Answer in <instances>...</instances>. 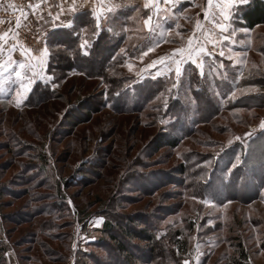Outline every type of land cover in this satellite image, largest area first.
Here are the masks:
<instances>
[{
  "label": "rangeland",
  "instance_id": "374dc122",
  "mask_svg": "<svg viewBox=\"0 0 264 264\" xmlns=\"http://www.w3.org/2000/svg\"><path fill=\"white\" fill-rule=\"evenodd\" d=\"M132 1L135 0H97L94 4L93 0H75L76 11H65L57 19L59 9L55 5L61 0H48L53 5L50 9L41 0H0L2 8L10 5V10H17L9 35H18L14 41L10 37L5 50L0 52V63L9 62V56L13 61L4 78L12 75L15 79L13 69L28 59L22 49L38 56L52 29L67 27L79 12L103 9L100 28L115 24L123 36L117 51L119 69L134 79L124 89L132 94L133 88L143 80L163 79L162 90L141 112H121L110 108L109 103L100 102L99 93L105 86L100 78H86L72 72L58 83L47 80L52 76L47 66L38 69L45 78L35 77L32 85V90L40 83L52 91L54 95L43 101L31 98V90L17 107L18 85H4V91L0 92V249L3 251L0 264H95L90 254L100 257L96 264H113L103 245L92 243L108 239L101 231L104 219L110 220L118 232L122 230L121 223L130 217L147 219L155 226L157 237H162L160 248L172 253L168 254L167 264H183L184 259H189L190 264L197 261L199 264H264V176H261L259 196H248L254 193V185L264 172L263 165L258 166L260 159H264V146L259 140L250 147L234 141L233 144L239 142L241 147L232 144L225 149L228 156L221 153L220 158L216 157L229 139L240 136L248 140L246 133L253 135L261 130L264 106L231 108L230 105L243 104L250 94L264 95V86L254 81L264 80V23L250 29L242 25L238 12L227 21L217 14L220 22L228 26L224 35L234 31L230 40L217 44L215 49L218 53L221 46L224 48L225 56H217V61L223 60L226 68L218 71H226L227 79L210 74L201 80L194 70L190 80L182 77L180 85L172 88L174 73H167L164 65L151 68L147 65L186 45L197 19L203 25V33L196 30L202 41L222 39L219 29L211 17L208 22L203 19L204 9L168 12L167 21L157 31L171 26L166 39L175 42L161 41L159 47L141 60V51L158 39L143 26L148 14L155 16V9L117 6L119 2L132 4ZM72 3L73 0H64L63 6L69 9ZM36 4L40 9L33 11L32 16L40 20L34 22L26 13ZM17 19L21 27H17ZM176 24L180 25L179 29ZM177 31L180 36L176 35ZM82 33L86 34L85 30ZM207 47L212 50L210 43ZM229 55L233 56L232 61L227 59ZM239 59L245 63L235 64ZM32 62L39 63L36 59ZM129 63L133 65L131 70L127 67ZM240 72L243 78L237 79ZM250 72L253 75L249 76ZM234 82L236 88L255 86L256 91L243 96L237 91V99L228 101ZM196 89L211 99L218 115L209 119L210 110L196 112L197 101L193 98ZM173 97H180L190 112L184 121V136L175 147H168L160 144V137L168 124L177 120L168 105ZM75 104L77 108L73 109ZM166 110L168 115L164 114ZM204 117L206 122H202ZM196 119L197 123L190 124ZM35 148L44 155V160L36 157ZM237 154L241 160L245 154L247 163H241L229 174ZM28 162L34 168L27 166L25 170ZM180 168L184 172L179 173ZM29 176L31 179L26 181L24 177ZM48 202L59 206L41 204ZM50 213L58 215L53 226L48 221ZM46 227H51L50 236L43 231ZM170 238L172 242L178 241L177 244H170ZM132 241L138 246L132 252L142 259L137 264L160 263L163 251H159L160 257H153L147 255L146 242Z\"/></svg>",
  "mask_w": 264,
  "mask_h": 264
},
{
  "label": "trees",
  "instance_id": "16d2710c",
  "mask_svg": "<svg viewBox=\"0 0 264 264\" xmlns=\"http://www.w3.org/2000/svg\"><path fill=\"white\" fill-rule=\"evenodd\" d=\"M238 17L241 21L242 25L246 28H254L259 24L264 23V0H250L245 5L238 8ZM72 23L74 27H58L52 29L46 37V46L49 48L50 53L52 54L48 59L47 63V72L53 76V82H59L68 74L75 72L80 73L86 78H100L105 85L102 91L99 93L100 102H104V104L109 103V107L112 109H116L121 112H131L138 111L141 112L146 108V106L151 102L157 93L162 90L163 84L161 81L162 78H158L157 80H143L138 84V87L133 88V93L130 94V91H126L124 88L129 86L128 84L134 81L133 77L126 76L122 73L119 66H121V61L117 58V51L122 42L123 36L119 35L115 24L111 26L101 27L100 29L96 28L95 19L91 15L90 11H82L75 14L72 18ZM85 30L86 34L83 35L82 31ZM117 31V32H116ZM93 34V37L91 36ZM88 41L89 47L87 51L89 55L85 56L82 53L79 45L84 41ZM115 57V59H113ZM254 81H258L257 85L264 86V80L262 79H254ZM162 84V85H161ZM201 93V94H200ZM31 98H36L37 101H43L49 97H52L54 94L46 85H42L37 83L31 92ZM105 96V99L103 97ZM173 100L169 102V109L172 111V116L174 119H177L176 122L168 124L167 128L163 131V134L160 137V144L166 145L168 147H175L182 137L185 134L184 128L186 123L184 122L189 114L187 115L188 110L187 106L182 105V99L180 97H173ZM193 98L197 101L196 112H207L211 111L212 117L219 114V111L216 109V106L212 103L211 99L207 95H202V92H199L197 89L193 91ZM247 100V101H246ZM245 101L243 104H232L231 108H256L264 106V95L261 93L258 94H250L245 97ZM77 108V104L73 107V109ZM169 110H166L168 115ZM200 114V113H199ZM198 119L191 122L190 124L197 123ZM199 120H202L199 118ZM206 122L207 119L204 117ZM264 136V130H259L251 136V139L247 140V147L249 145H253L258 140L261 141V137ZM241 147L240 143L235 142L233 147ZM248 149V148H247ZM38 149L35 148V152ZM36 157L44 160V155L39 153H35ZM231 155V159H232ZM245 154L243 155V162L246 164L247 160H245ZM253 159V158H249ZM259 165H263L264 167V159H260ZM25 165V170L27 166H32L34 168V164L31 162ZM182 166V165H180ZM39 169L44 170L43 166H38ZM184 172V169H179V173ZM37 176V175H36ZM264 176V172L261 173L259 178L260 181H256L254 185V193L248 195L249 198H257L259 196V191L262 188V177ZM255 176V180H256ZM26 181H29L31 177H24ZM51 184V183H50ZM53 184V183H52ZM246 184V183H243ZM54 185V184H53ZM249 187H247L248 189ZM59 191V189H56ZM43 207H54L59 206L57 203L48 202L41 203ZM50 205V206H49ZM63 205V204H61ZM64 206V205H63ZM48 221L52 223L50 225L53 226L55 224L56 219H58V215L56 216L53 213H50ZM141 220V221H140ZM47 221V222H48ZM137 224V225H136ZM138 224H142L145 227L138 228ZM133 226V227H132ZM54 229H58V226L54 225ZM122 230L118 232L115 231V225L111 223L110 220L104 219L101 227V231L105 232V236L108 238L106 241L97 240L92 244H100L103 245L107 255L111 257V262L113 264H137L141 258H139L132 251L135 250L138 246L136 243H133L132 240L137 239L142 242H146L147 247V255L150 256H159V251H163V256H161L159 264H167L168 254L170 256L172 253L162 250L161 240L162 237H157V230L155 231V226L145 219H134L130 217L127 221L121 223ZM51 227H46L43 231L47 232V235L50 236ZM176 231V230H175ZM53 231H51V234ZM56 232V231H55ZM176 234L177 231H176ZM55 237V236H52ZM170 240V244H177L178 241ZM113 242V245H109V242ZM141 251H144L141 248ZM3 251L0 249V260L2 259ZM90 259L96 263H99L100 257L94 256L92 254L89 255Z\"/></svg>",
  "mask_w": 264,
  "mask_h": 264
},
{
  "label": "snow or ice",
  "instance_id": "6c2138e0",
  "mask_svg": "<svg viewBox=\"0 0 264 264\" xmlns=\"http://www.w3.org/2000/svg\"><path fill=\"white\" fill-rule=\"evenodd\" d=\"M42 3H45L48 8L50 9L53 5L48 4V0H41ZM161 2H163L164 7H161ZM248 0H207V4L204 10V16L203 19L208 22L210 17L211 22L216 24V26L219 29L218 35L222 37V39H208L206 38L204 41H202L196 34V30L199 29L203 33V25L201 24L200 20L197 19L192 35L187 37V43L184 46L174 48L171 53L159 56L157 60H153L150 64L147 65V67H155L157 64L164 65L167 68V73H174V82L172 83V88H177L180 83L182 77H186L190 80L192 72L195 70L198 72L199 77L201 80H203L206 75L214 74L216 78L219 79H227V72L226 71H218L223 70L226 68L223 60L217 61L218 57H224L225 51L223 46H221L218 53L216 52V45L217 44H223V41L230 40L231 37L234 35V31L232 33H229L227 35H224V33H228V26L217 18V10L219 13V17L222 18V20L227 21L230 18L231 10L232 8L237 4H246ZM64 0H61V2L55 7L59 9V12L56 16L57 19H59L60 15H63L65 11H76V3L75 0H73V3L69 9H65L63 6ZM174 3V0H146L144 4L145 9L154 8L155 9V16L153 14H148L146 18L143 20V26L144 29L152 33L154 35L158 36V39L152 41L150 43V46L147 47L146 50L141 51V54L139 56V59L143 60L144 56H147L150 52H153L156 47L160 46L161 41L166 43H171L175 41H169L166 39V33L170 30L171 26L169 28H164L161 31H157L158 29H161V25L165 23L168 19V6ZM32 8H39L40 5H31ZM110 12L111 9H108ZM102 12L103 9L100 11H93L91 12V15L95 19V25L97 29H100L101 26V20H102ZM49 15H52L51 11L48 13ZM2 23V21H0ZM20 26V21H17V27ZM68 28L74 27L72 22H69L66 25ZM175 27L177 29L180 28L179 24H176ZM16 35H13V39L16 38ZM177 36H180L181 33L177 31ZM208 37H211V33H208ZM9 33L4 32L0 34V52H3L4 45L8 43ZM212 45V50H209L207 47V44ZM80 49L82 50L83 55L87 56L89 55V52L87 51V48L89 47L88 41L85 39L80 45ZM13 49H15V45H13ZM229 53L232 52V49H228ZM22 52L24 54L28 55V59L24 62L18 63V68L13 69V74L15 79H12V75H9L8 77L4 78V73L8 71L9 68L12 67V58L9 56V62L7 63H0V92L4 91V85L6 83L15 84L18 85V87L15 89V96H16V106L19 107L25 99H27V94L31 92L32 85L35 83V77L39 76L41 79H44L45 77L41 76L38 69L40 68H46L48 59L52 55L49 51V48L45 46L42 50V52L38 56H32L30 55L29 49H22ZM121 52H125L124 49H121ZM236 56H240V53H236ZM205 57L208 58V60H205ZM36 59L39 61L38 64L33 63L32 61ZM115 59V57H113ZM229 61L233 60V56L229 55L227 57ZM238 65H243L245 61L243 59H239L234 62ZM185 65H188L189 67L186 68ZM174 66V67H173ZM129 70L133 68V65L129 63L127 65ZM207 67V73L205 71ZM28 73H31V75H28ZM253 75L252 72L249 73V76ZM239 78H243V72H240ZM53 79L52 76H48L47 80ZM168 91H171V88L168 89ZM237 91L240 92V94L246 95L249 92L256 91L255 86H249L247 88H236L235 82L233 85V90L228 94L227 100L228 101H234L237 99ZM259 128L261 130H264V120H261L259 123ZM245 136L248 139H251L252 134L246 133ZM234 141H241V143L245 144L247 146V140H242L240 136H235L233 139H229L227 141L226 145L221 146L220 151L216 153V157L220 158L221 153H223L225 156H228L229 153L225 150L229 146L233 144ZM261 145L264 146V136L261 137ZM207 163V162H206ZM243 163V161L240 158V155H235V162L231 164V168L228 169V173L231 174L232 169L238 168V166ZM204 203H210V201H204ZM200 245L199 243L196 245L197 250L199 249ZM183 264H190L189 259H184ZM197 264L199 262L197 261Z\"/></svg>",
  "mask_w": 264,
  "mask_h": 264
},
{
  "label": "crops",
  "instance_id": "0c3cea01",
  "mask_svg": "<svg viewBox=\"0 0 264 264\" xmlns=\"http://www.w3.org/2000/svg\"><path fill=\"white\" fill-rule=\"evenodd\" d=\"M249 1L250 0H248V2ZM93 2H94V4H97V0H93ZM132 2H133L132 4H122V2H119L117 6H122L123 8H128V7H134V8L144 7V4H145L146 0H135V1H132ZM206 4H207V0H174V3L171 4L170 6H168V12H173L176 9H179V10H182V9H186V10H188V9H190V10L204 9L205 10ZM243 5H245V4L237 3L232 8L230 15L237 14L238 8L241 7V6H243ZM1 6L2 5H0V21H2V23H0V32L1 33H4V32H8L9 33L10 32L9 30L11 29L9 27H13L14 26L13 25V22L16 21L17 10H15V11H12V9L10 10V5L7 8L6 7H3L2 8ZM201 6L203 8H201ZM161 7L162 8L164 7L163 2H161ZM117 8L119 9L120 7H115V9H117ZM39 9L40 8H35V9L32 8L31 11L30 10L27 11L26 15H29V17L32 19L34 17V16H32L33 11H35V10L38 11ZM191 13L198 14V12L195 13V12H192V11H191ZM217 14H219L218 13V10H217ZM28 19L29 18L26 19V22H28ZM33 20L35 22V21H38L40 19L38 18L37 20H35L33 18ZM7 21H9V22H7ZM17 21H18V19H17ZM10 23H11L12 26H10ZM28 25H31V23H29ZM28 25L26 24L25 26H28ZM20 27H21V25H20ZM38 30H41V29L39 28ZM10 37H13V34H10L8 39H11ZM14 40L15 39H13V41Z\"/></svg>",
  "mask_w": 264,
  "mask_h": 264
}]
</instances>
